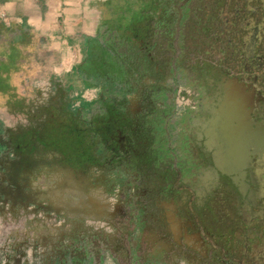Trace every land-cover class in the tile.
Masks as SVG:
<instances>
[{"label":"rangeland","instance_id":"1","mask_svg":"<svg viewBox=\"0 0 264 264\" xmlns=\"http://www.w3.org/2000/svg\"><path fill=\"white\" fill-rule=\"evenodd\" d=\"M115 1L117 6L109 8L107 15L123 11L121 4L125 0ZM137 1L146 5L142 10L145 17L140 23L138 44L128 43L124 48L134 57L136 69L142 75L137 78L129 73L124 95L111 93V102L104 98L94 101L89 106L93 119L78 118L77 111L82 114L83 108L78 110L72 103L71 78H67L66 69L59 73L51 70L59 62L52 49L42 55L44 66L49 69L46 73L35 70L38 56L32 54L25 62L24 82L17 80L19 85L15 88L2 89L0 116L5 119V126L0 134V166L8 160L28 159L39 162L37 165L42 160H57L71 167L65 170L60 185L63 206L58 211L50 199L48 203L40 200V179L33 175L41 168L12 169V177L0 174L1 210L16 205L22 215L24 208L26 219L34 229L46 222L65 230L77 227L120 237L119 229L128 226L131 231L127 237L121 236L120 242L112 238L110 248L105 243L104 254L109 256L111 250V264H139L124 258L126 250L129 254L136 248L140 264H211L202 258L204 235L200 221L194 213L188 217L184 205L179 214L184 221L188 219L185 224L189 236L175 237L170 232L171 226L177 230L167 207L173 197L174 186L171 188L170 183H180L182 192L189 194L197 180L184 183L185 179L189 180L187 168L175 164L174 158H169L167 163L159 158L164 138L157 131L158 104L162 101L161 92L167 89L166 93L175 98L176 104L183 98L180 109L170 108L173 116L190 118L201 95L199 87L183 77L181 68L191 71V67L202 65L210 57L219 58L217 51L222 43L230 40L232 34L238 36L247 21L257 22L259 18L250 14L254 7L246 4V0ZM22 59L18 55L14 61ZM192 74L197 75L193 71ZM174 127L177 139L181 126L176 122ZM176 149L183 154L178 146ZM89 183L96 188L95 202L90 199L91 204L86 192ZM101 190H106L107 200L103 201ZM99 201L104 203L103 209ZM76 207L79 213L73 215ZM4 223H0V264L89 262V256L72 257L68 234L57 245L45 247L41 245L38 230L27 239L20 231L13 237L14 233ZM153 239L159 242V247L152 246ZM122 245L125 250L120 249ZM73 248L77 251V246ZM79 249L85 252L89 248Z\"/></svg>","mask_w":264,"mask_h":264},{"label":"flooded vegetation","instance_id":"2","mask_svg":"<svg viewBox=\"0 0 264 264\" xmlns=\"http://www.w3.org/2000/svg\"><path fill=\"white\" fill-rule=\"evenodd\" d=\"M246 4L253 5L250 14L259 21H247L238 36L232 34L222 43L219 58L210 57L191 71L181 68L183 77L199 87L201 97L190 118L170 117L171 127L176 122L181 126L177 139V129L172 128L174 147L183 153L180 166L187 168L191 182L197 180L193 183L196 201L186 215L198 217L204 235L202 258L211 264H264V0H246ZM237 87L242 103L235 114L228 111L226 98ZM163 91L166 98L167 89ZM228 115L230 123L242 127L238 135L224 134ZM236 145L241 149L238 158L227 157V147ZM130 231L128 226L120 228V237ZM170 232L178 234L172 226ZM150 243L159 247L155 239ZM125 253V260L140 264L134 255L137 248Z\"/></svg>","mask_w":264,"mask_h":264},{"label":"crops","instance_id":"3","mask_svg":"<svg viewBox=\"0 0 264 264\" xmlns=\"http://www.w3.org/2000/svg\"><path fill=\"white\" fill-rule=\"evenodd\" d=\"M116 6L117 1L115 0H0V97L3 94L2 89L15 88L19 85L16 82L17 80L24 82L27 73L24 67L25 62L32 54L38 56L35 70L39 73H46L48 67L44 66L42 55L52 49L55 55L59 57V62L53 64L51 70L59 73L61 71L64 72V69H66L67 78H71L72 103L78 110L80 107L83 108L82 114L80 110L77 111L78 118L93 119L95 116L93 112L91 113L89 106L98 99L104 98L105 101L111 102L113 98L106 91V86L103 82H94L93 78L81 70L83 64L91 58L90 45H92V40L99 39L102 44H105L101 33L107 34L108 37L114 36L117 38L119 36L120 49L126 58L125 69L129 73H134L137 70L134 57L126 51L124 46L128 43L134 45L137 43L138 36H140V32L137 30L141 31L140 23H142L144 18L140 17V15H142L143 7L146 5L140 4L137 0H125L121 4L123 8L121 13L112 15L111 12V15H107L109 8L114 9ZM103 11L104 14H101ZM138 13L140 15H137ZM117 24H119V27ZM133 24H137L136 30L133 28ZM18 55L23 57V61H14ZM63 64H65V67ZM134 76L138 78L139 74L135 73ZM63 81H59L62 82L61 85H65ZM124 94L123 92L122 95ZM126 96L130 99L129 94ZM177 102L176 104L175 98L167 94V97L159 102L158 108L162 112L168 106L176 104V109L177 107L180 109L183 98L178 99ZM4 122L3 116H0V134L3 133ZM172 128L169 130L166 143H161L159 158L166 163L169 158H174L176 160L175 164L180 165L179 161L181 159H177V156L180 157L182 155L174 147L173 140L175 139L172 137ZM37 164L39 162L35 163L28 159L24 161L8 160L0 166V174L3 175L5 173L8 177H12L14 175L12 169L23 167L25 171H31L32 168H41L39 173L33 175L40 179V200L43 203H48L50 199L53 205L55 204L56 211H58V208L63 206V195L61 193L63 189L61 190L60 185L64 181L65 170L71 166L64 165L57 160H42L40 165ZM76 167L79 166L77 165ZM73 180L72 182H74ZM77 180L80 182L79 178ZM183 182L188 183L191 181L190 179H185ZM179 184L176 181L170 183L171 188L174 186L173 197L167 207H170V213L173 216V219H171L177 225V236L185 235L188 237L186 224L180 216L179 210L181 205L185 206V210L191 209L196 195L192 188L189 194L182 192ZM193 185L192 183V187ZM86 189L88 202H90V199L93 200L96 196V188L94 184L89 183ZM1 190L0 193L2 192ZM77 191L79 192L80 190L78 189ZM105 191L101 192L104 196H102L103 201L107 200ZM23 198H25V195ZM93 201L95 202V200ZM99 202L98 204L103 209L104 203ZM2 204L0 199V223L3 225L5 222L4 225L6 224L5 226L8 227V231L14 233L13 237L14 235L17 236V232L20 231L23 233V237L27 239L34 230H38L41 245L48 247L57 245L64 238V235L68 234V246L72 245L73 258L77 257L76 254H78L79 259L89 256L88 264H111V250L109 251V248L112 243L110 244V241L113 238L114 241L120 242L118 235L111 237L98 230L77 229V227L65 230L61 226L48 225L46 222H42L37 229H34L30 224V220L26 219L25 215L27 212L24 208L21 215L20 208H17L16 205H10L9 209L1 210ZM79 210V207H76L72 214L78 215ZM106 242L109 243V248H107L109 256L104 254ZM101 244L102 247H100ZM73 246H77V251ZM81 246H83V249H89L81 252L79 249ZM98 248L104 249L103 252H99ZM134 255L137 257L136 254ZM81 263V260L76 262V264ZM65 264H70V262ZM71 264L73 263L71 262Z\"/></svg>","mask_w":264,"mask_h":264},{"label":"trees","instance_id":"4","mask_svg":"<svg viewBox=\"0 0 264 264\" xmlns=\"http://www.w3.org/2000/svg\"><path fill=\"white\" fill-rule=\"evenodd\" d=\"M137 15H140V13ZM141 16L145 17L144 14ZM133 25V28L136 30L137 24ZM137 31L141 32L139 29ZM101 35L104 38L105 44H102L99 39L92 40V45H90L91 58L83 64L81 70L94 80L103 82L106 86V91L110 94L115 93L121 96L128 83L129 72L125 69L126 58L120 49V37H108L107 34L103 33ZM135 73L139 74V76L142 75V72L139 70H135ZM164 92L162 91L160 94L162 99H165ZM161 113L163 114H160L161 119L157 126V131H159L160 137L164 138L162 144H165L171 128L170 117L173 112L167 109Z\"/></svg>","mask_w":264,"mask_h":264},{"label":"water","instance_id":"5","mask_svg":"<svg viewBox=\"0 0 264 264\" xmlns=\"http://www.w3.org/2000/svg\"><path fill=\"white\" fill-rule=\"evenodd\" d=\"M235 80H237V79L235 78ZM226 99H225L227 101L226 103L230 104V106H228V111L233 112L235 114L240 113L241 103H242V95H241L240 89L238 87L234 88L228 94V97ZM230 117L231 116L228 115L224 120L223 132H224V134H231L232 133L234 136L238 135L239 133H241L242 127L239 124L234 125L233 123H230V120H229ZM226 152L229 154V155L226 154L227 157H229L231 159H235V158H238V156L240 155L241 149H239V147L236 145V146H234V149H230V147H227ZM229 163L230 162L228 161L226 163V165L228 166ZM227 168L228 167H226V169Z\"/></svg>","mask_w":264,"mask_h":264},{"label":"bare ground","instance_id":"6","mask_svg":"<svg viewBox=\"0 0 264 264\" xmlns=\"http://www.w3.org/2000/svg\"><path fill=\"white\" fill-rule=\"evenodd\" d=\"M102 192V191H101Z\"/></svg>","mask_w":264,"mask_h":264}]
</instances>
